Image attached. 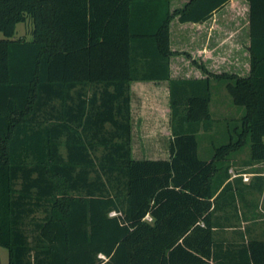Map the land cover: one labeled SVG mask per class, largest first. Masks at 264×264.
Segmentation results:
<instances>
[{"label":"trees","instance_id":"obj_1","mask_svg":"<svg viewBox=\"0 0 264 264\" xmlns=\"http://www.w3.org/2000/svg\"><path fill=\"white\" fill-rule=\"evenodd\" d=\"M0 0V246L9 264H264V237H216L234 206L227 155L264 162V0L250 2L247 76H170V23L208 19L230 0ZM32 19L33 38H16ZM169 80L168 160H135L132 81ZM212 81L244 114L212 130ZM100 151V152H99ZM241 182V179H239ZM115 213V214H113Z\"/></svg>","mask_w":264,"mask_h":264},{"label":"crops","instance_id":"obj_2","mask_svg":"<svg viewBox=\"0 0 264 264\" xmlns=\"http://www.w3.org/2000/svg\"><path fill=\"white\" fill-rule=\"evenodd\" d=\"M189 2L190 0H171L170 10L174 12L183 9ZM250 45L248 0H230L208 19L199 22H180L179 17L176 16L170 23V47L177 53L170 59V76L172 79L205 78L206 74L200 68L201 65L213 73H235L247 76L251 62ZM181 60L186 61V64ZM215 82L212 81V88ZM130 94L132 157L135 160H168L172 140L169 80L132 81ZM149 114L151 121L154 122L150 134L156 136L161 133L166 137L167 142H164L165 145L159 149V155L155 153L148 157L135 156L134 130L141 127L140 125H143L141 123H144L143 129L147 127Z\"/></svg>","mask_w":264,"mask_h":264},{"label":"rangeland","instance_id":"obj_3","mask_svg":"<svg viewBox=\"0 0 264 264\" xmlns=\"http://www.w3.org/2000/svg\"><path fill=\"white\" fill-rule=\"evenodd\" d=\"M33 26L31 18L17 24L16 38L31 40ZM181 61L186 64V61ZM210 110L214 118L213 128L208 133L201 132L199 138V153L204 158H211L214 153V145L221 146L229 141L235 123L244 114V108L233 103L224 81L213 83ZM153 123L149 114L147 127L143 129L144 123H141L143 125L134 130L133 150L135 156L148 157L155 153L159 155V149L165 145L164 142H167L166 137L161 133L156 136L150 134ZM223 161V167L228 168L232 189L235 192L243 193V197L237 194L234 206L215 213L216 219L221 223L220 227L215 230L216 237L238 242L250 237L263 238L264 162H252L248 146L227 155ZM0 264H9V251L1 246Z\"/></svg>","mask_w":264,"mask_h":264},{"label":"built area","instance_id":"obj_4","mask_svg":"<svg viewBox=\"0 0 264 264\" xmlns=\"http://www.w3.org/2000/svg\"><path fill=\"white\" fill-rule=\"evenodd\" d=\"M113 214H115V213H113Z\"/></svg>","mask_w":264,"mask_h":264}]
</instances>
